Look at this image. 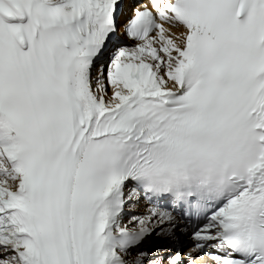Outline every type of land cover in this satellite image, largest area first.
<instances>
[{"label": "snow or ice", "instance_id": "obj_1", "mask_svg": "<svg viewBox=\"0 0 264 264\" xmlns=\"http://www.w3.org/2000/svg\"><path fill=\"white\" fill-rule=\"evenodd\" d=\"M196 257L264 264V0H0V264Z\"/></svg>", "mask_w": 264, "mask_h": 264}, {"label": "bare ground", "instance_id": "obj_2", "mask_svg": "<svg viewBox=\"0 0 264 264\" xmlns=\"http://www.w3.org/2000/svg\"><path fill=\"white\" fill-rule=\"evenodd\" d=\"M121 16L123 17L122 14H121ZM118 36H119L120 39H122L123 41H125V39H123L119 34H118ZM143 208H144V202L141 201V203H140V205L138 206L137 210H139V211H143ZM201 261H202V260H201V257H196V258H195V261H194V264H203Z\"/></svg>", "mask_w": 264, "mask_h": 264}]
</instances>
